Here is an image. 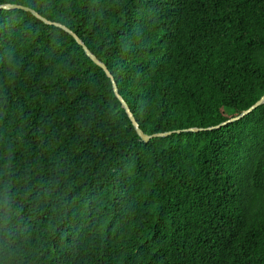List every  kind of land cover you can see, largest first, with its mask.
<instances>
[{"label":"trees","instance_id":"obj_1","mask_svg":"<svg viewBox=\"0 0 264 264\" xmlns=\"http://www.w3.org/2000/svg\"><path fill=\"white\" fill-rule=\"evenodd\" d=\"M6 2L0 264H264V0Z\"/></svg>","mask_w":264,"mask_h":264},{"label":"water","instance_id":"obj_2","mask_svg":"<svg viewBox=\"0 0 264 264\" xmlns=\"http://www.w3.org/2000/svg\"><path fill=\"white\" fill-rule=\"evenodd\" d=\"M22 8L24 10H28L31 11L35 16H37L38 18H40L41 20H43L46 23L49 24H55L58 25L60 27H62L64 30L68 31L71 35H73V37L76 39V41L82 45L83 49L85 50V53L97 64L99 65L101 68H103V70L106 72L107 76L110 77L112 83H113V88H114V92L116 94V96L119 98V100L121 101L122 106L125 108V111L128 115V117L130 118L134 128L136 129L137 133L141 136V138L144 141H149L151 138L153 137H157V136H167L171 133L174 132V130H167V131H161V132H154L151 134H147L145 133L141 127L139 122L136 120L133 112L131 111L128 103L126 102V100L124 99V97L119 93L118 91V87L116 84V81L114 79V76L112 75V73L110 72V70L108 69L107 65L105 62H103L102 60H100L85 44V42L69 27H67L66 25L60 23V22H56V21H51L49 19H47L46 17H44L43 15H41L38 11H36L35 9H32L28 6L25 5H21V4H15V3H1L0 4V9L2 8H8V9H12V8ZM264 103V94L261 95V97L255 102L253 103L249 108L245 109L242 113H240L237 116L231 117L225 121L220 122L219 124L213 125V126H209V127H190V128H186L183 130H191V131H197V130H201V129H213V128H218L221 127L222 125L239 119L241 117H243L244 115L248 114L250 111H252L253 109H255L256 107H258L260 104ZM181 130H176V132H180Z\"/></svg>","mask_w":264,"mask_h":264},{"label":"clouds","instance_id":"obj_3","mask_svg":"<svg viewBox=\"0 0 264 264\" xmlns=\"http://www.w3.org/2000/svg\"><path fill=\"white\" fill-rule=\"evenodd\" d=\"M37 11V10H36ZM243 112V111H242ZM241 112V113H242ZM239 115V114H238ZM247 115V114H246ZM237 116V115H236ZM245 116V115H244ZM231 122V121H230ZM227 124V123H226ZM225 125V124H224ZM148 134V133H147ZM140 136V135H139ZM141 137V136H140ZM46 264H54V263H46ZM55 264H64V261H61V262H58V263H55Z\"/></svg>","mask_w":264,"mask_h":264}]
</instances>
